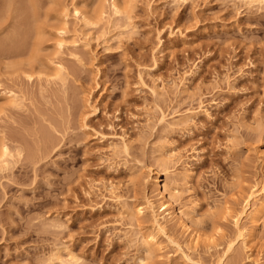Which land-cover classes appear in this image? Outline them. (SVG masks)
Returning a JSON list of instances; mask_svg holds the SVG:
<instances>
[{
	"label": "rangeland",
	"instance_id": "obj_1",
	"mask_svg": "<svg viewBox=\"0 0 264 264\" xmlns=\"http://www.w3.org/2000/svg\"><path fill=\"white\" fill-rule=\"evenodd\" d=\"M112 1L0 0V264H264V0Z\"/></svg>",
	"mask_w": 264,
	"mask_h": 264
},
{
	"label": "bare ground",
	"instance_id": "obj_2",
	"mask_svg": "<svg viewBox=\"0 0 264 264\" xmlns=\"http://www.w3.org/2000/svg\"><path fill=\"white\" fill-rule=\"evenodd\" d=\"M10 1L12 2V0H7V2L8 3H10ZM244 1H247V2H253V1H255V0H244ZM262 2V1H261ZM112 3V7H113V9L115 10H113L114 12H118L120 9L119 8H117V7H119L118 5H116L115 4V0L114 1H112L111 2ZM254 3V2H253ZM102 8V7H101ZM103 11V10H102ZM101 12V11H100ZM99 13V12H98ZM105 13V12H104ZM101 14V13H100ZM117 14V13H116ZM102 15V14H101ZM62 33H63V31H62ZM59 35V34H58ZM14 37V36H13ZM11 41V40H10ZM2 43V42H1ZM1 43H0V50H3V48L1 49ZM58 43V42H57ZM62 43V42H61ZM58 45V44H57ZM2 46H4L3 44H2ZM55 68L57 69V70H59V69H61V66H60V64H55ZM9 95H11V94H8V96ZM8 98V102H12V105H13V103H14V101L16 100H14V98H15V96L13 95V96H10V98L9 97H7ZM17 101V100H16ZM19 103V102H18ZM126 150V149H125ZM0 151H1V155H0V157H4L5 158V156H7L8 155V149H7V147L5 146V144H2L1 143V146H0ZM174 153L173 152H169V154H168V152H167V156L166 157H168V160H171L172 158H174L175 156L173 155ZM257 154H258V157L261 159V162H263L264 163V150H262V149H259L258 151H257ZM174 156V157H173ZM169 158H171V159H169ZM167 160V159H166ZM177 160H178V158H177ZM177 162V161H176ZM0 163H5L3 160H1V162ZM174 164V163H173ZM154 182L156 183V185L158 186L160 183V178L158 177V176H155V178H154ZM169 183V182H168ZM239 184H240V182H239ZM238 184V185H239ZM162 193L163 192H167L168 191V184L167 183H164V184H162ZM239 188V187H238ZM263 189H264V186H263ZM233 194V193H232ZM237 194V193H236ZM174 196V195H173ZM146 207L145 208H149V209H152V205H151V203H150V201H148L147 200V202H146ZM231 203H229L228 204V202L227 201H224V203L223 204H219L220 206H218V207H216V208H218V210L220 211H218L219 213H220V218H222V219H226L227 217H231V219L233 218L234 220H235V222L237 221V219H238V215L239 214H237L234 210H233V208H232V206L230 205ZM246 205V204H245ZM234 206V205H233ZM245 207V206H244ZM243 207V208H244ZM215 208V209H216ZM143 210H144V208L143 207H137V208H135V210L134 211H130V213H132V214H136V215H139V214H141V213H143ZM259 210V209H258ZM216 211V210H215ZM218 214V213H217ZM258 214V211H256L255 212V215H257ZM153 215V214H152ZM154 216V222L160 227V224L158 223V220H157V218H156V216L155 215H153ZM160 229L162 230V227H160ZM217 229V228H216ZM208 235V234H207ZM214 236V235H213ZM200 238V235L198 234V233H193V235H192V239H193V242H196L197 243V240ZM204 238V237H203ZM213 239H214V237H212V236H207L206 237V235H205V241H207V242H212L213 241ZM139 240H140V246H141V248L143 249V255H142V257H140L139 258V260H138V263L139 264H144V263H146V261H148L150 258H152V255H154V252L158 249L157 248V244H156V242H155V236L154 235H152V234H145V235H142V236H139ZM201 240V239H200ZM203 240V239H202ZM154 257V256H153ZM59 261V263L58 264H74L75 262V258L73 257V256H71V255H69L66 259H59L58 260Z\"/></svg>",
	"mask_w": 264,
	"mask_h": 264
}]
</instances>
